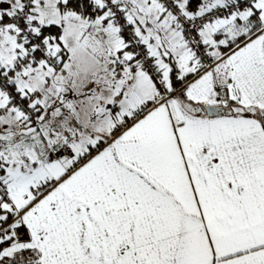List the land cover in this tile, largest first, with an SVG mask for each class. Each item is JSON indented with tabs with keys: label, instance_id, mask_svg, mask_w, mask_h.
I'll return each instance as SVG.
<instances>
[{
	"label": "snow or ice",
	"instance_id": "6c2138e0",
	"mask_svg": "<svg viewBox=\"0 0 264 264\" xmlns=\"http://www.w3.org/2000/svg\"><path fill=\"white\" fill-rule=\"evenodd\" d=\"M0 264H264V0H0Z\"/></svg>",
	"mask_w": 264,
	"mask_h": 264
}]
</instances>
